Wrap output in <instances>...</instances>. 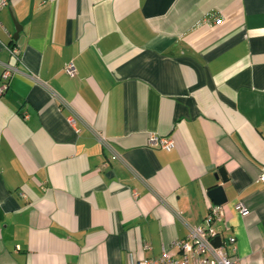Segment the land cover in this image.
<instances>
[{
  "label": "crops",
  "instance_id": "1",
  "mask_svg": "<svg viewBox=\"0 0 264 264\" xmlns=\"http://www.w3.org/2000/svg\"><path fill=\"white\" fill-rule=\"evenodd\" d=\"M4 66L0 264L180 259L216 187V231L264 264V0H7Z\"/></svg>",
  "mask_w": 264,
  "mask_h": 264
},
{
  "label": "built area",
  "instance_id": "2",
  "mask_svg": "<svg viewBox=\"0 0 264 264\" xmlns=\"http://www.w3.org/2000/svg\"><path fill=\"white\" fill-rule=\"evenodd\" d=\"M7 0H0V10L6 5ZM8 53L17 57L19 51L17 48L7 49ZM64 72L69 77L75 76L74 65L69 62L64 66ZM16 73V70L9 66H4L0 76V97L7 90L9 79ZM73 122V119H70ZM99 143L109 153V160L115 161L119 156L111 149L109 140L99 136ZM148 146L164 151H171L173 142L170 138L159 137L155 134H150L148 137ZM259 181L264 183V175L259 176ZM236 210L239 214L246 213L242 204L236 205ZM223 212L220 206L211 205L200 226L188 228V233L185 240L176 241L172 245L179 252L180 259H176L172 254L162 251L157 258L145 259L138 264H237L235 257V240L231 236H227L225 241L222 240L219 232L216 231L215 225L221 223ZM215 238H219L221 245L214 247L211 242Z\"/></svg>",
  "mask_w": 264,
  "mask_h": 264
},
{
  "label": "water",
  "instance_id": "3",
  "mask_svg": "<svg viewBox=\"0 0 264 264\" xmlns=\"http://www.w3.org/2000/svg\"><path fill=\"white\" fill-rule=\"evenodd\" d=\"M219 175L221 177L222 181H225V174L222 170L219 171ZM208 197L210 198V200L212 201L213 205L215 206H220L223 203H225V197L223 195L222 189L221 187H216L212 190H210L208 192ZM211 244L214 247H219L221 245L220 239L219 238H215L214 240H212Z\"/></svg>",
  "mask_w": 264,
  "mask_h": 264
}]
</instances>
